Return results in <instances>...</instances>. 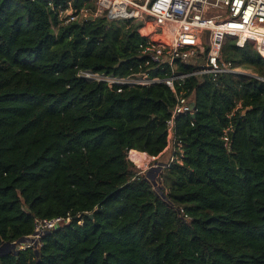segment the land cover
Here are the masks:
<instances>
[{"label":"trees","instance_id":"1","mask_svg":"<svg viewBox=\"0 0 264 264\" xmlns=\"http://www.w3.org/2000/svg\"><path fill=\"white\" fill-rule=\"evenodd\" d=\"M119 20L59 25L46 0H0V246L37 217H74L0 264H264V81L187 79L197 111L176 118L186 157L161 173L163 198L128 153L142 166L165 149L173 92L77 75L137 68L147 35ZM223 54L264 76L252 43Z\"/></svg>","mask_w":264,"mask_h":264},{"label":"built area","instance_id":"2","mask_svg":"<svg viewBox=\"0 0 264 264\" xmlns=\"http://www.w3.org/2000/svg\"><path fill=\"white\" fill-rule=\"evenodd\" d=\"M46 1L59 25L96 17L110 21L132 19L139 23L147 36L139 44V63L135 70L127 75H117L78 69L77 75L117 92L159 84L166 85L173 92L175 104L166 122L168 144L157 156L147 154L155 160V167L163 170L185 163L186 148L177 135L176 118L181 113L194 116L197 111L194 93L188 94L186 88L189 77L217 80L223 74H236L264 81V76L257 71L236 66L223 54L227 41L231 40L239 47L246 42L252 43L264 58V0H91L94 10L86 6L77 8L74 0ZM231 130L232 125L224 130L226 146L230 144ZM165 155L166 159L161 160ZM158 177L161 181L160 175ZM184 216L190 218L187 214ZM73 218L70 213L35 218L34 232L29 236L33 240L20 244L18 248L41 246L43 235L69 224ZM83 222L78 221L79 224Z\"/></svg>","mask_w":264,"mask_h":264},{"label":"water","instance_id":"3","mask_svg":"<svg viewBox=\"0 0 264 264\" xmlns=\"http://www.w3.org/2000/svg\"><path fill=\"white\" fill-rule=\"evenodd\" d=\"M192 106H194V104ZM162 170H163L162 167H158L156 169H151L150 171L147 172L146 177L149 181H151L153 183L154 186H156L158 184V182L156 181V176H158L157 173L162 172ZM154 171H156V172H154ZM159 191H160V195L163 198H166V195L164 194L163 190H159ZM90 217H93V214H90ZM32 240L33 239L30 238L29 236H25V237L20 238L17 241H14V242H6L0 246V256L4 255L7 252H14V253L18 254L21 250L18 248V246L20 244H25V243L32 241Z\"/></svg>","mask_w":264,"mask_h":264},{"label":"rangeland","instance_id":"4","mask_svg":"<svg viewBox=\"0 0 264 264\" xmlns=\"http://www.w3.org/2000/svg\"><path fill=\"white\" fill-rule=\"evenodd\" d=\"M122 21L123 20H119V22H122ZM133 22H135V21H133ZM251 72H256V70L255 69H252ZM166 157H167L166 155L165 156H162L161 160L164 161L166 159ZM128 158L130 159L129 155H128ZM131 161L136 165L137 168H139L145 174H147V172L150 171L151 169L158 168V167H155V160H152L151 157H148L147 160H145V163L142 166H140L139 164H137L133 160H131ZM154 172H156V171H154ZM162 172H163V170H162ZM162 172H160V173L158 172L157 173L158 176L161 175ZM158 176H156V181L158 182V184L156 185L157 186L156 188L159 190V187L158 186L160 185V179H158L159 178Z\"/></svg>","mask_w":264,"mask_h":264}]
</instances>
